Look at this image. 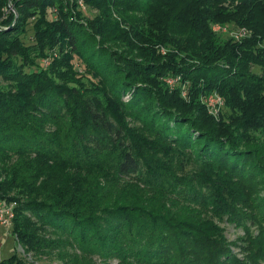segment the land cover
Wrapping results in <instances>:
<instances>
[{"label": "trees", "instance_id": "obj_1", "mask_svg": "<svg viewBox=\"0 0 264 264\" xmlns=\"http://www.w3.org/2000/svg\"><path fill=\"white\" fill-rule=\"evenodd\" d=\"M7 1L0 0V198L16 202L15 238L63 259L75 245L80 264L93 256L264 264V0H83L108 6L116 18L105 23L108 37L138 54L117 59L70 10L48 19L55 0H13L14 22L1 15ZM32 16L28 40L24 21ZM214 23L252 35L226 37ZM51 44L59 57L46 55ZM76 56L100 85H67L61 72ZM167 76L180 80L170 87ZM215 92L225 100L222 120L228 111L243 115L248 129L239 133L209 113L204 97ZM212 217L244 231V258ZM39 223L65 238H39L30 231Z\"/></svg>", "mask_w": 264, "mask_h": 264}, {"label": "rangeland", "instance_id": "obj_2", "mask_svg": "<svg viewBox=\"0 0 264 264\" xmlns=\"http://www.w3.org/2000/svg\"><path fill=\"white\" fill-rule=\"evenodd\" d=\"M59 9L70 10L71 13L74 14V16L72 15L73 19L79 20L80 23H83L85 25L83 28L84 30L86 28L85 31L89 34V36L96 37V39H98L97 40L98 43L102 45L103 47H105L107 50H110L114 58H116L118 54L125 55L128 58L138 57L137 51L132 49L127 44L125 47L123 42L120 40V37H108V33H106L105 31V29L107 28L105 23H110L112 20L114 21V19H116L114 17V13L112 14V10L108 9V6H105V8L102 9V8H96L94 6H90L83 0H55L53 4L48 5L46 8L48 19L57 18ZM6 14L13 15L14 17L13 22L17 19L16 17H18V13L14 6L13 0H8L6 5H3V7L1 8V15L5 16ZM100 19L104 21V24L102 25L103 28L97 26L98 21ZM34 21H35V16L25 18V21H24L27 27L26 34L24 35L26 36V38H28V40L31 39V37L29 36L33 34L32 27H33ZM219 28H222V29L219 30ZM213 29L215 31L219 30L223 32L222 35L226 37H236L237 35L236 33L245 29V27L236 28L234 24H230V23L228 24H221V23L215 24L214 23ZM245 31H246V34L240 37H251L252 30L245 29ZM57 46L58 44H55V45L51 44V48L47 47L46 52H45L46 55L48 54L49 57L51 56L59 57L60 49ZM150 48L152 49V51H154V53L159 58H161L160 55H164L166 52V49H164V47H161V46H156V49H153L151 45ZM41 63H43L44 65H49V59L43 58L41 60ZM72 64L74 65V67L65 68L61 72L64 77H67L66 78L67 85H74L76 87H85L87 85L91 86L93 85V83L95 85L96 84L100 85L101 80L99 76H97L95 73L90 72L89 71L90 69L84 63H82L78 59L77 56L73 58ZM120 67L130 69V67L127 68V66L123 64L122 62H121ZM69 69L73 70V72L72 73L68 72ZM256 69L258 70V67ZM68 74L73 75L74 77H76L77 80H80L79 85L75 84V82H72L73 78H69V76H67ZM134 78H136L137 85L141 86L142 84L140 82L142 81V79L140 78L139 74H138V77L134 76ZM162 80L164 83H166V85L173 87L176 85L177 82H179L180 79L167 76L163 78ZM215 93H218V92H215ZM127 97L129 96H124V99L126 100ZM223 108L220 111L219 115L216 116L217 121H222L220 122L221 125L230 124L231 127L234 130L238 131L239 133H241L245 129H248L247 122L243 120L244 119L243 115L239 117L233 116L234 118L232 117L228 118L230 115V112L228 111V115L226 119L222 120V117H220V115L222 111H225L223 110ZM123 115L126 116L125 119L127 122H129L130 120H129L128 115H126L125 112H123ZM219 117L221 118L220 120H218ZM256 132H257L256 134H259L260 130H257ZM262 191H264V189ZM9 196L16 197V195L14 194H10ZM0 201L5 202L7 205H12L16 203L15 201H12V200L8 201L2 198H0ZM13 218L11 220L10 226L0 223V264H19L18 262L12 261L11 258L8 260L6 259L10 257L11 255H14L18 259V261L22 264H80V261L75 262L73 261L74 259L72 258L74 255L76 256L80 255L77 252L75 245H70V247L69 246L65 247V250H64L65 254L68 255L69 253H71L70 254L71 256L69 259L60 258L59 257L60 254L57 251L48 253V251H46L43 248H40V246L39 247L36 246L34 250H30L31 247H34L33 244L27 245L23 241L21 242L18 241L13 235V233L11 232V228L13 225ZM212 220L216 223V225L220 227V229L223 230L228 242L233 243V244L237 243L232 246L233 252L238 254L240 258H244L245 254L243 251H241V247H240V245L243 244V241L241 240L243 239V237H245L244 231L241 228H237L235 227V225L221 221L220 219L213 218ZM30 231L36 232L37 233L36 235L40 234L41 236L39 235L38 237L44 238L46 240L47 239L58 240L59 238H65V236L61 234L59 231H56L49 226H42L40 223L35 225L33 228H31ZM3 259H6V260H3ZM92 260L93 261H91L90 264H120L118 263L116 259L104 260L97 256H93Z\"/></svg>", "mask_w": 264, "mask_h": 264}, {"label": "built area", "instance_id": "obj_3", "mask_svg": "<svg viewBox=\"0 0 264 264\" xmlns=\"http://www.w3.org/2000/svg\"><path fill=\"white\" fill-rule=\"evenodd\" d=\"M220 29L222 28H219V30ZM245 29L236 33L237 35L234 38L237 40H241L242 38H244L240 36H244L246 34ZM183 94L187 95V92L184 91ZM204 101L206 103L209 112L214 116H218L220 111L225 105L224 97L219 93H212L208 96H205ZM13 217H14V204L7 205L5 202L0 201V223L10 226Z\"/></svg>", "mask_w": 264, "mask_h": 264}]
</instances>
